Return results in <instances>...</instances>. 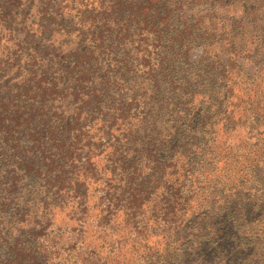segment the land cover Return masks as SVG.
<instances>
[{
	"label": "trees",
	"instance_id": "16d2710c",
	"mask_svg": "<svg viewBox=\"0 0 264 264\" xmlns=\"http://www.w3.org/2000/svg\"><path fill=\"white\" fill-rule=\"evenodd\" d=\"M25 1L38 26L0 35L22 75L0 84V264H200L224 246L264 264V0ZM71 2L93 37L63 59L48 43ZM185 11L196 34L164 40Z\"/></svg>",
	"mask_w": 264,
	"mask_h": 264
},
{
	"label": "rangeland",
	"instance_id": "374dc122",
	"mask_svg": "<svg viewBox=\"0 0 264 264\" xmlns=\"http://www.w3.org/2000/svg\"><path fill=\"white\" fill-rule=\"evenodd\" d=\"M5 1L10 2L12 4L11 6H9L12 8V10L8 11V12H10V15L7 16L3 12V10L0 9V18L4 14L7 17V21H11V22L8 25H6V27L4 28L5 30H2V31L0 30V35L2 33L3 34L2 36H4L5 38L11 34L16 35L17 34L16 31L19 29L18 26L21 27L24 20H28L27 22L30 23L31 26H34V27L38 26L39 17H40L39 14L37 13V11L40 8V5H38V3H36L34 5L35 8L33 10L26 12L25 15L20 16L19 9H18L19 5L17 3V0H13V2H11L12 0H4L3 3H5ZM37 1L38 0H36V1H34V0L25 1V7L30 8L32 6V2H37ZM201 1L206 2L205 0H201ZM90 2H91V0H90ZM209 5L208 6L202 5L200 7L197 6V11L207 12ZM248 5H250V3H248ZM67 6H69L68 8H74L72 10V13H71L72 16L74 17L73 20L70 22V24L65 22L64 26H59L61 31L59 33L56 32V34L54 35L53 41L48 43L50 46H52V44H53L56 47L57 53L60 54V56L63 59L67 53H73V52L77 51L78 47H79V49L80 48L81 49L88 48L90 46V39L93 37L91 32L85 31L84 34L82 32H80L81 22L83 20L81 19L79 14H80V12L83 11L84 6L77 7L72 2L68 3ZM230 10L232 12L231 17H235L238 20L241 19V13L239 11L240 9H238L237 7L234 6ZM197 11H195V14ZM184 14H185L184 17L182 16V14H179L180 15L179 18L177 16L176 18L171 19L170 24L167 27V30L165 29L164 33H162L164 40H166V41L179 40L178 36L180 35L181 31L183 30V28H182L183 23H185L186 26L190 28V30L192 28L194 29V31L196 30L197 23L195 20H191L192 15H195V14H191L190 12L187 13V11H185ZM188 14H189V16H191V18L185 19V17L187 18ZM260 16H259V18L263 19V21H264V14H262L261 17ZM177 19H180V20L177 21ZM250 19L253 20V18H250ZM263 21H261V22H263ZM199 26L203 27L204 24H198V27ZM251 32L253 34L249 35V37L252 35H255L256 36L255 38H260L261 40H264V34L257 32V29H252ZM192 33H193L192 35L196 34V32L194 33L193 31H192ZM150 39L152 40V38H150ZM5 43L6 42L3 40V44H2L3 46L0 49V84L3 83L4 85H8V84L13 85L15 82H20V80L22 79V75L19 73L18 70H14L11 68L12 64L16 60H18V57H14V55H13L14 50L11 49L10 46H7ZM252 48H253V46L248 45L247 51L251 50ZM148 50H150V49L148 48ZM202 51H203L202 47L200 45H198L197 43L191 45L189 53H190L192 60L198 59L200 56H202ZM61 57H59V58L62 59ZM259 60H261V59H259ZM22 63H24V61H22L21 64ZM17 76H21V77L19 78ZM263 77H264V71H263L262 78ZM17 79H18V81H17ZM257 218L258 217H255V220H257ZM54 222H55V226L62 227V228H65L66 226L70 225V223H68L66 214L62 213V212H57L55 214ZM73 226H76V225H73ZM88 234H89V232H88ZM249 237H251V235ZM96 239H97V237L95 235L90 236L87 242L90 246L95 247V246H97V243H99V242H94V241H96ZM112 240H114V239H112ZM219 241H221V240H219ZM126 254L127 255L124 256L125 258L120 260V263L121 264H132L133 254L129 253V250L127 251ZM243 259H244L243 257L237 258L235 251H232V249L227 248V246H224L223 249L218 250V251L216 250V252L212 256H210V259L200 258L198 261L200 262V264H243V263H245V264L251 263L252 264V262H256L255 261L256 259H254L252 257L248 258L246 260V261H248L247 263Z\"/></svg>",
	"mask_w": 264,
	"mask_h": 264
}]
</instances>
